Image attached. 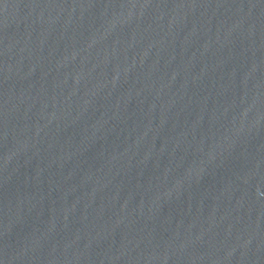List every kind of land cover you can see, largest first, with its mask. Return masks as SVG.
Returning a JSON list of instances; mask_svg holds the SVG:
<instances>
[{
	"label": "water",
	"instance_id": "obj_1",
	"mask_svg": "<svg viewBox=\"0 0 264 264\" xmlns=\"http://www.w3.org/2000/svg\"><path fill=\"white\" fill-rule=\"evenodd\" d=\"M264 30V0H0V44L152 42Z\"/></svg>",
	"mask_w": 264,
	"mask_h": 264
}]
</instances>
